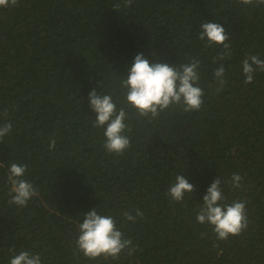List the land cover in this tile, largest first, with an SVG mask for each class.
I'll return each instance as SVG.
<instances>
[{"label": "trees", "instance_id": "trees-1", "mask_svg": "<svg viewBox=\"0 0 264 264\" xmlns=\"http://www.w3.org/2000/svg\"><path fill=\"white\" fill-rule=\"evenodd\" d=\"M208 21L229 33L224 61H213L222 46L199 39ZM138 53L170 65L199 59L204 103L151 122L130 109L131 147L117 156L93 126L88 93H113L119 105L120 79ZM249 55L264 59V5L19 0L0 7V125L12 123L0 143V264L20 250L39 253L42 264H264V72L244 83ZM221 63L227 82L217 92L213 69ZM12 163L28 165L25 178L38 190L26 207L8 202ZM233 173L243 177L241 188L228 183ZM177 174L195 187L180 202L167 195ZM217 177L228 202L247 201V229L227 240L196 220ZM93 207L117 218L132 255L90 260L77 252L78 224ZM137 208L143 217L125 221L121 213Z\"/></svg>", "mask_w": 264, "mask_h": 264}, {"label": "clouds", "instance_id": "clouds-1", "mask_svg": "<svg viewBox=\"0 0 264 264\" xmlns=\"http://www.w3.org/2000/svg\"><path fill=\"white\" fill-rule=\"evenodd\" d=\"M243 5H264V0H237ZM19 0H0V7L16 6ZM132 0H123V6L129 7ZM119 10L121 4L113 5ZM199 39L205 41L206 46L220 45L223 51L213 58V61H224L231 55L229 33L218 22L208 21L200 25ZM201 61L191 58L188 63L170 65L160 60H150L143 53L135 55L131 66L126 70V77L120 79L123 99L120 104L114 99L113 93H103L92 88L88 93L89 109L95 114L93 126L103 129L105 137L103 147L108 153L117 156L123 155L131 147V139L127 133L131 127L126 123L129 119V110L134 109L137 118H147L149 122L155 120L161 113L172 109L183 112L199 111L204 103V89L200 86ZM257 71L264 72V59L258 55H249L242 61L244 83H250ZM225 66L221 63L213 69L214 83L219 92L226 84ZM100 88V81H98ZM211 87V85H209ZM7 113L5 112V115ZM12 131L11 121L0 125V143ZM55 138H51L49 148L54 149ZM27 164L12 163L8 169L10 184L9 203L26 207L28 202L38 195L33 183L26 179ZM243 177L233 173L228 181L233 188H241ZM222 179L213 180L203 195L202 204L196 213V220L200 224L212 227L218 240H227L229 236L240 235L248 227L247 201L233 200L228 202L221 187ZM195 192V187L183 174L175 176V182L170 185L167 195L172 200L180 202L186 193ZM125 221L136 222L143 217L140 209L135 215L125 211L121 213ZM78 237L75 245L78 253L90 259L119 260L122 253L129 256L135 251L133 241L117 226V218L112 215L101 214L96 207L84 213V218L78 224ZM206 233H201L205 236ZM9 251H13L10 249ZM9 264H42L41 255L28 250H20L9 260Z\"/></svg>", "mask_w": 264, "mask_h": 264}]
</instances>
